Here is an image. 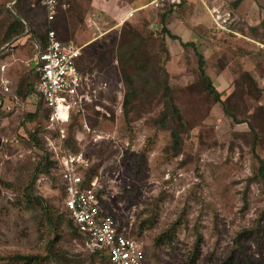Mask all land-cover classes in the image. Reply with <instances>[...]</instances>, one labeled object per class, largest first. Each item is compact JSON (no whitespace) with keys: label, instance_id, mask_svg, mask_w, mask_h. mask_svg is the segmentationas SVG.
<instances>
[{"label":"rangeland","instance_id":"rangeland-1","mask_svg":"<svg viewBox=\"0 0 264 264\" xmlns=\"http://www.w3.org/2000/svg\"><path fill=\"white\" fill-rule=\"evenodd\" d=\"M14 1L0 0V39L6 9L24 23L21 35L0 41V263L21 254L35 256V264H90L84 239L68 225L54 164L33 177L40 155L47 153L54 163L52 148L59 142L47 128L42 107L36 110L37 98L16 90L25 76L27 82L34 77L38 35L45 32L41 0ZM63 1L59 38L81 46L86 66H93L100 53L105 59L92 68L95 98L76 113L77 119L71 114L63 124L60 144L71 151L65 143L70 139V147L88 155L103 204L141 243L142 264H264V185L250 179L260 162L264 167L263 1L253 5L245 0L240 6L243 14L254 15L256 25L237 14L229 31L213 30L207 10L234 9L239 0H189L192 8L186 1L166 15L164 27L195 44L220 95L213 102L198 91L192 48L182 49L178 40L164 36L170 94L183 118L177 154L169 147L168 128L153 123L163 111L160 93L140 90L142 77L152 87L161 79L154 61L141 77L127 68L135 98L125 117L127 86L113 55L125 22L135 29L145 23L160 32L156 8L137 9L122 23L121 16L149 0ZM255 14L261 15L257 19ZM159 47L157 40L148 41L149 50ZM156 59L162 62L163 54ZM33 111L36 116L25 118ZM33 132L41 147L29 138ZM30 179L28 191L42 198L46 214L25 201Z\"/></svg>","mask_w":264,"mask_h":264},{"label":"built area","instance_id":"built-area-1","mask_svg":"<svg viewBox=\"0 0 264 264\" xmlns=\"http://www.w3.org/2000/svg\"><path fill=\"white\" fill-rule=\"evenodd\" d=\"M179 2L149 0L146 5L128 11L118 21L123 23L137 9L146 6L160 8ZM41 4L45 38L44 46L37 44L34 53L33 71L36 78L33 95L40 100L47 128L52 130L55 140L60 144L65 132L63 124L71 114L84 111L95 98V82L92 73L78 67L81 46L56 38L52 22L58 9L65 7V2L41 0ZM209 13L213 30L229 31V24L233 20L231 12L211 8ZM2 88L7 89L5 83ZM57 147L53 146L52 150L55 174L62 186V208L84 237L88 249L97 251L94 264H142L144 253L141 243L128 234L124 226L118 225L115 215L103 204L96 175L85 180L91 160L81 150L71 152L62 145L59 149Z\"/></svg>","mask_w":264,"mask_h":264},{"label":"trees","instance_id":"trees-1","mask_svg":"<svg viewBox=\"0 0 264 264\" xmlns=\"http://www.w3.org/2000/svg\"><path fill=\"white\" fill-rule=\"evenodd\" d=\"M19 0H15L13 3L14 5L17 4ZM186 1L187 0H180V2L176 5H170V6H162L160 8H156L158 12V19H159V24H161L160 32L150 29L147 24H143L142 27L140 28H133L130 25H128L126 22L121 26L120 30V36L118 38L117 46L115 47V54H113L120 63V70L122 72V78L123 82H125V85L127 86V91L124 92L123 94V99H122V109H123V114L126 117L128 110L132 107V101L135 98V91L132 88V79L130 78V74L127 73V68H133L135 77L139 76L140 74L144 72H148L147 67L152 60L154 61V69L158 76H160L161 79L157 80V83L155 86L152 87L148 79L142 77V83H141V88L140 90L147 89L149 91H152L154 93H160V96L162 97V104H163V111L159 114V118L153 120L154 124H160L162 127H167L169 130V136H170V149L173 154H177L178 152V147H179V132L183 127V118L177 108V106L173 103L172 97L170 94V86L168 83V74L164 68V61L168 59V53L167 49L165 46V38L164 36L168 37L171 40H178L180 42V46L182 49L185 48H192V51L196 57V66L192 69L194 73V83L198 89L199 92L205 93L206 96L211 98L213 102H218L220 101V95L219 93L215 90V87L212 83V80L205 74L204 72V61L202 54L198 52L196 49L195 44L192 41H185L182 42L179 37L175 34H172L168 29L164 27V19L166 18V15L171 13L173 9L177 8H183L186 6ZM16 2V3H15ZM236 5V3H233V7ZM41 10L43 11L42 4H40ZM8 16H7V22L5 23V29L2 33L0 41H6L9 40L13 37L19 36L24 32V23L19 19V17L12 15L7 9H6ZM61 10L58 9L54 20L52 22L53 29L55 31L56 38L61 40L59 38V15L61 14ZM44 14V11H43ZM26 32V31H25ZM159 33V34H158ZM159 35V37H158ZM38 40L39 44L44 46V38H45V32L42 33L41 35H38ZM158 41V45L160 46L159 49H156L157 52L151 51L148 49V41ZM111 54V52H109ZM160 53L163 54V60L162 62L157 60L158 54ZM112 55V54H111ZM111 57V56H110ZM81 58V53L78 57L77 64L80 70L84 72L91 73L94 71V68L96 65V60L102 61L105 59V53H100L96 59L95 63L92 66H86L84 62H82ZM156 59V60H155ZM93 64V63H92ZM33 69V68H32ZM34 74V77L31 82L26 81V76L22 79L23 82L21 84V89L20 85L18 84L19 89L17 90V93L21 95L22 97H27L28 95H33V82L34 79L36 78V75L34 71H32ZM242 76L246 79H248L250 82L252 79L248 76L246 72L242 74ZM241 76V77H242ZM141 77V75H140ZM138 83V82H137ZM1 99V97H0ZM37 108L41 107V102L37 98L36 102ZM1 108V107H0ZM1 113L2 110H0ZM227 113V110L225 111ZM97 114L96 112H93ZM37 112L33 111L32 113H26L25 118L30 119L36 116ZM228 114V113H227ZM231 116L230 114H228ZM73 119H77V114L72 115ZM29 138L31 141L35 142L36 145H39L41 147V143L35 139V134L29 133ZM254 137V135H253ZM70 138V137H69ZM65 143H67V147L72 152H76L79 149L77 147H70L71 140L67 139L65 140ZM85 156H88L85 154ZM53 162L49 159L47 153H44L43 155H40L38 161L36 162L34 169H33V177L37 173H46L49 172V169L53 166ZM94 174H96V169L94 168V164H92L89 168V170L86 172L85 175V180H89ZM32 177V178H33ZM253 181H259L264 185V167L263 164L260 162L258 168L256 169V172L254 174V177L250 178ZM32 179L28 181V183L25 185V189L23 191V196L26 199L25 201L28 203H34L38 204L41 206L43 209L44 213L46 214L47 208L43 206V200L41 197L37 195H32V192L28 191L30 188ZM59 187L62 195V186L59 182ZM26 190V191H25ZM33 200V201H32ZM118 222V225L121 226V222ZM68 225L71 227L73 230V233H76L78 237H81L84 239V237L77 231V229L74 227L72 224L71 220L68 218ZM97 251L90 250V264H94L95 260L91 258V256L96 255ZM35 256L33 255H21V254H12L8 255L5 257L4 261L1 262L0 264H35V261H33Z\"/></svg>","mask_w":264,"mask_h":264},{"label":"crops","instance_id":"crops-1","mask_svg":"<svg viewBox=\"0 0 264 264\" xmlns=\"http://www.w3.org/2000/svg\"><path fill=\"white\" fill-rule=\"evenodd\" d=\"M203 3H204V0H201ZM263 1V3H264V0H262ZM245 2V0H239V2H237V1H235L234 3H236V5H235V8L233 9V8H223V9H221V7L218 9L219 11H229V12H231V14L233 15V20L234 19H236L235 17L237 16V17H239L237 14H241V16H244L245 18H247V20H248V22L250 23V25H256L257 23L254 21V15H251V16H248V15H245V14H243L242 13V9L240 8V6H241V4L242 3H244ZM250 2H252L253 3V5H256L255 4V0H250ZM258 4H261V2H258ZM262 5V4H261ZM187 6H189L190 8H192L191 7V5H190V2H189V0H187ZM216 7V6H215ZM211 9V8H210ZM252 9H250V11H251ZM208 11V13H209V9L207 10ZM210 14V13H209ZM256 15V17H257V19L260 17V15L258 16V14H255ZM211 23H212V26H213V22H212V19H211ZM229 28V27H228ZM229 30H230V28H229Z\"/></svg>","mask_w":264,"mask_h":264}]
</instances>
